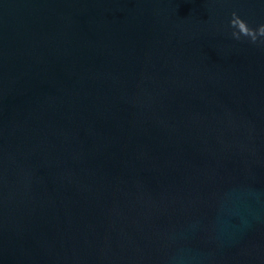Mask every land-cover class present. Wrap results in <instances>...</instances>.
I'll return each mask as SVG.
<instances>
[{"label":"water","instance_id":"obj_1","mask_svg":"<svg viewBox=\"0 0 264 264\" xmlns=\"http://www.w3.org/2000/svg\"><path fill=\"white\" fill-rule=\"evenodd\" d=\"M0 264H264V0H0Z\"/></svg>","mask_w":264,"mask_h":264}]
</instances>
